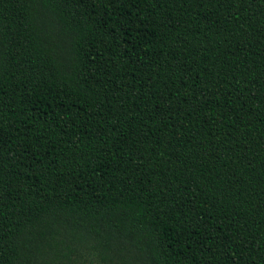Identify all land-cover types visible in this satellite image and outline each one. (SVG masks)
<instances>
[{
	"label": "trees",
	"instance_id": "1",
	"mask_svg": "<svg viewBox=\"0 0 264 264\" xmlns=\"http://www.w3.org/2000/svg\"><path fill=\"white\" fill-rule=\"evenodd\" d=\"M0 264H264V0H0Z\"/></svg>",
	"mask_w": 264,
	"mask_h": 264
}]
</instances>
